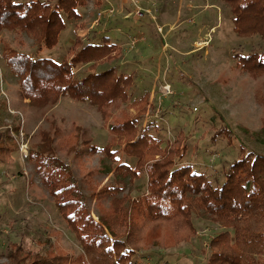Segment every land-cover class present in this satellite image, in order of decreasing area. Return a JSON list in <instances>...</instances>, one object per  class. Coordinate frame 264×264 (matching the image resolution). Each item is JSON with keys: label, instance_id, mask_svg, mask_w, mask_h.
I'll list each match as a JSON object with an SVG mask.
<instances>
[{"label": "rangeland", "instance_id": "obj_1", "mask_svg": "<svg viewBox=\"0 0 264 264\" xmlns=\"http://www.w3.org/2000/svg\"><path fill=\"white\" fill-rule=\"evenodd\" d=\"M80 13L81 20L67 24L53 49L39 51L25 34H0V105H8L6 111L0 108V264H13L7 253L18 243L42 251L48 249L49 241L71 256L81 252L55 201L56 197L68 200L70 193L62 191L54 197L44 183L52 161H45L48 165L40 171L38 163L29 159L33 147L41 146L42 133L54 140L49 148L52 153L47 154L70 166L69 172H58L59 186H74L75 177L96 223L97 214L109 210L111 204L110 200L98 203L91 196L113 179L92 173L99 171L103 155H79L78 150L85 140L100 149L115 143L113 152L125 149L127 142L112 131L113 123L139 120L140 135L151 124L148 135L160 139L162 149L180 138L187 154L177 163L221 182L244 151L264 154L257 136L264 126V76L248 73L239 62L243 54L264 46L260 39L238 36L227 4L221 0H88ZM95 35L109 36L119 48L112 58L97 62L94 71L87 65L77 76L115 69L130 79L129 102L111 109L107 119L95 107L68 97L52 110L22 100L18 79L10 74L2 56L4 39L33 58L62 63L70 61L78 38L87 42ZM17 124L20 133L15 131ZM22 141L28 147L27 157L20 149ZM4 147L7 152L2 151ZM123 157L117 158L122 162ZM160 159L149 156V165ZM104 161L110 163L107 158ZM137 183L145 187L146 174ZM127 195L135 199L128 187L120 196ZM193 224L197 233L188 243L169 251L145 244L135 264H208L211 241L226 227L197 216Z\"/></svg>", "mask_w": 264, "mask_h": 264}, {"label": "trees", "instance_id": "obj_2", "mask_svg": "<svg viewBox=\"0 0 264 264\" xmlns=\"http://www.w3.org/2000/svg\"><path fill=\"white\" fill-rule=\"evenodd\" d=\"M87 1L0 0V34H25L39 51L53 49L59 44L67 24L81 20L80 9ZM221 1L234 15L238 36L260 39L264 46V0ZM117 48L119 45L109 36L98 38L95 35L87 42L78 38L71 50L70 61L59 63L49 58H33L4 39L2 56L10 74L18 79L22 98L29 100L30 106L52 110L68 97L75 103L95 107L108 119L111 109L129 102L130 79L119 76L115 69L100 74L90 72L83 78H79L77 72L87 65L94 71L97 62L112 58ZM239 62L248 73L264 76V47L243 54ZM7 106L1 103L0 108L6 111ZM140 126L139 120L112 124V131L127 142L123 150L113 152L115 143L100 149L92 145L91 140L82 142V148L78 150L79 155L85 152L103 155L99 171L92 173L111 176L109 181L113 179L98 193L95 189L91 196L98 203L110 200L111 208L97 214L99 223L94 221L89 206L82 201L84 198L75 184V177L74 186H59L61 175L58 172L67 173L70 166L47 154L52 153L49 148L54 140L49 134L42 133V144L33 147L29 159L38 163L40 171L48 165L45 161H52L53 167L56 165L55 169H48L44 183L54 197L62 191L70 193L68 200L61 202L56 197L55 201L67 228L79 242L81 252L71 256L49 241L48 249L42 251H31L18 243L7 253L10 262L135 264L136 255L144 253L145 244L169 251L195 238L197 230L193 217L197 216L226 227L225 232L211 241L208 264H264V154L244 151L230 165L221 182L219 178L211 179L195 172L192 166L177 163L187 154L183 140L178 138L174 144L162 149L161 140L148 135L151 124H147L141 135ZM20 129L21 125L17 124L16 133H20ZM257 136L264 146V126ZM2 151L8 150L4 147ZM121 154L124 156L122 162L117 158ZM151 155H159L161 159L149 165ZM133 159L136 160L134 167ZM142 174L147 177L145 187L137 183ZM128 178L131 183L127 182ZM87 180H91V174ZM127 187L132 199L137 201L130 200L129 195L120 196ZM134 193L138 196L134 197Z\"/></svg>", "mask_w": 264, "mask_h": 264}, {"label": "built area", "instance_id": "obj_3", "mask_svg": "<svg viewBox=\"0 0 264 264\" xmlns=\"http://www.w3.org/2000/svg\"><path fill=\"white\" fill-rule=\"evenodd\" d=\"M109 12H112L113 13V11L111 10V11H109ZM139 13V12H138ZM101 14H103V13H101ZM142 14V13H141ZM20 149H21V151L23 152V154H24V156H28V147H27V145H26V143H24V141H22V143L20 144Z\"/></svg>", "mask_w": 264, "mask_h": 264}, {"label": "crops", "instance_id": "obj_4", "mask_svg": "<svg viewBox=\"0 0 264 264\" xmlns=\"http://www.w3.org/2000/svg\"><path fill=\"white\" fill-rule=\"evenodd\" d=\"M22 100H23V98H22ZM26 100V99H25ZM27 101H29V100H27Z\"/></svg>", "mask_w": 264, "mask_h": 264}]
</instances>
